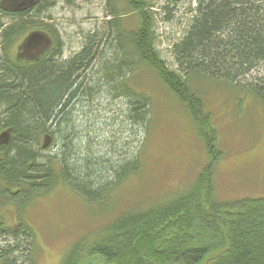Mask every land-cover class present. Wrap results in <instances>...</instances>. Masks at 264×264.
<instances>
[{"label":"trees","instance_id":"obj_1","mask_svg":"<svg viewBox=\"0 0 264 264\" xmlns=\"http://www.w3.org/2000/svg\"><path fill=\"white\" fill-rule=\"evenodd\" d=\"M55 4L42 0L17 16L0 12V129L8 133L0 146V206L18 209L60 185L89 204L110 202L141 160L136 152L93 148L85 118L100 113L94 101L119 102L116 124L146 131L152 97L137 78L151 75L183 108L207 165L182 192L119 213L94 241L76 242L60 264H264V197L217 199L213 167L223 153L204 99L208 92L237 102L251 96L264 106V72L244 81L264 69V0H195L183 37L171 47L176 70L157 50L152 0H107L109 20L68 58L55 27L41 22L52 20L47 12ZM30 30L47 33L49 49L31 62H12L9 48ZM34 239L24 222L1 227L0 264H34Z\"/></svg>","mask_w":264,"mask_h":264},{"label":"rangeland","instance_id":"obj_2","mask_svg":"<svg viewBox=\"0 0 264 264\" xmlns=\"http://www.w3.org/2000/svg\"><path fill=\"white\" fill-rule=\"evenodd\" d=\"M152 1L156 12L157 50L167 66L176 70L171 47L183 37L192 15L189 9L194 7L195 0ZM47 15L52 20L41 22L52 24L61 36L64 58L78 52L83 38L99 31L109 20L107 0H72L70 4L66 0H56ZM51 43L44 31L30 30L11 45L8 55L14 63H28L43 55ZM263 72L264 69H259L244 81L260 78ZM144 77L142 81L137 78L138 86L152 97L151 121L146 131L130 123H125L126 129L116 124L120 120L119 102H112L108 107L107 101H94L100 113L97 117L88 113L85 118L89 132L87 141L93 143V148L107 145L109 150L116 149V152H136L141 160L139 171L115 188L110 202L89 204L72 188L60 185L43 196L31 198L18 209L11 205L0 206L3 229L24 222L33 230L35 239L28 253L34 264H60L76 242L94 241L106 223L119 213L152 203L166 193L182 192L207 165L205 149L183 108L151 75ZM204 99L223 153L213 167L217 199L230 202L264 197V106L251 96H241L237 102L208 92ZM84 109L89 111L88 107ZM93 130L99 133L94 134ZM2 131L0 129V140L5 137ZM21 241L24 253L28 244L26 240Z\"/></svg>","mask_w":264,"mask_h":264},{"label":"flooded vegetation","instance_id":"obj_3","mask_svg":"<svg viewBox=\"0 0 264 264\" xmlns=\"http://www.w3.org/2000/svg\"><path fill=\"white\" fill-rule=\"evenodd\" d=\"M41 1L42 0H0V12L6 17H9L10 15L17 16L30 11ZM2 132L4 133L5 137L3 140H0V146L2 143L4 144V142L8 140L7 131L3 130Z\"/></svg>","mask_w":264,"mask_h":264}]
</instances>
